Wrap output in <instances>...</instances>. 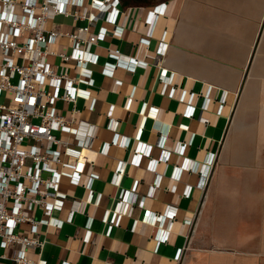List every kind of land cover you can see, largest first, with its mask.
I'll list each match as a JSON object with an SVG mask.
<instances>
[{"label": "crops", "instance_id": "crops-1", "mask_svg": "<svg viewBox=\"0 0 264 264\" xmlns=\"http://www.w3.org/2000/svg\"><path fill=\"white\" fill-rule=\"evenodd\" d=\"M120 4L92 27L105 33L87 71L48 58L80 80L82 93L77 112L73 102H57L78 129L57 133L77 149L78 140H93L79 182L62 178L68 194L55 215L64 226L41 223L45 241L30 256L45 264H264V0ZM86 23L61 14L46 28ZM53 48L72 51L70 38ZM93 173L96 195L72 213ZM117 209L124 214L111 225Z\"/></svg>", "mask_w": 264, "mask_h": 264}, {"label": "built area", "instance_id": "built-area-1", "mask_svg": "<svg viewBox=\"0 0 264 264\" xmlns=\"http://www.w3.org/2000/svg\"><path fill=\"white\" fill-rule=\"evenodd\" d=\"M84 1L0 0V249L13 248L12 256L4 252L0 258H10L14 264H45L29 254L31 249L41 251L43 247L45 240L39 225L64 226V220L55 215L63 209L68 194L61 190L62 178L66 175L78 183L89 162L82 151L93 139L78 140L81 149H77L57 133L78 130L73 118L58 111L57 102H73V111L77 112L76 101L82 93L76 84L80 80L67 72H58L48 58L57 55L87 71L88 65L97 61L92 46L105 33L101 30L91 34L92 27L110 7L121 5L122 0H89L90 5ZM73 6L77 8L72 9ZM92 7L97 11L93 12ZM61 14L85 19L87 23L70 32L56 26L47 29L46 23ZM158 15L155 9L150 19H157ZM83 32L90 35L85 37ZM115 32L121 33L122 28ZM62 36L70 38L72 51L53 48ZM119 52L117 49L116 53ZM109 68L106 71L110 72ZM106 146L101 148L102 152ZM214 160L211 158L209 164ZM97 176L90 175L85 184L87 197L74 199L72 213L84 211L94 198ZM207 181L208 177L200 183L203 189ZM123 195L119 206L124 202ZM36 209L42 211V217L35 215ZM123 214L117 209L109 220L111 225L117 226ZM154 218L160 219L161 215ZM24 223L30 224L28 231L22 227ZM181 256L180 249L176 257Z\"/></svg>", "mask_w": 264, "mask_h": 264}, {"label": "trees", "instance_id": "trees-1", "mask_svg": "<svg viewBox=\"0 0 264 264\" xmlns=\"http://www.w3.org/2000/svg\"><path fill=\"white\" fill-rule=\"evenodd\" d=\"M153 0H122V3L125 5H146V4H152L155 2H152ZM162 0H157L156 2H160Z\"/></svg>", "mask_w": 264, "mask_h": 264}, {"label": "rangeland", "instance_id": "rangeland-1", "mask_svg": "<svg viewBox=\"0 0 264 264\" xmlns=\"http://www.w3.org/2000/svg\"><path fill=\"white\" fill-rule=\"evenodd\" d=\"M157 0H153L152 2H156ZM21 39H25V38H21ZM1 100V99H0Z\"/></svg>", "mask_w": 264, "mask_h": 264}]
</instances>
